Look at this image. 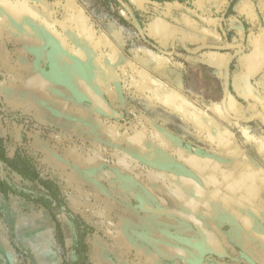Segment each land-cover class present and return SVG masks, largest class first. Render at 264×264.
<instances>
[{"label": "crops", "instance_id": "crops-1", "mask_svg": "<svg viewBox=\"0 0 264 264\" xmlns=\"http://www.w3.org/2000/svg\"><path fill=\"white\" fill-rule=\"evenodd\" d=\"M0 154V264H264V0H0Z\"/></svg>", "mask_w": 264, "mask_h": 264}, {"label": "water", "instance_id": "water-1", "mask_svg": "<svg viewBox=\"0 0 264 264\" xmlns=\"http://www.w3.org/2000/svg\"><path fill=\"white\" fill-rule=\"evenodd\" d=\"M75 72L69 73V80L71 85L82 98L88 100L94 107L107 114H112L113 110L108 101L97 91L92 84H90L86 78V73L80 69H76ZM150 83L157 84L153 78H150ZM138 198V197H137ZM136 205L141 208H145L148 211L157 214H168L177 219L187 222L191 225V229L194 231V235L190 236L186 233H167L165 232L163 237H146L147 243L156 249L161 255H165L169 259H173L184 264H198L200 259V253L204 251L216 254L224 255L223 245L219 241L216 233L209 228L199 217H197L192 211L177 209V208H165L154 207L142 198L141 196L136 199ZM214 264H219L215 263Z\"/></svg>", "mask_w": 264, "mask_h": 264}, {"label": "trees", "instance_id": "trees-1", "mask_svg": "<svg viewBox=\"0 0 264 264\" xmlns=\"http://www.w3.org/2000/svg\"><path fill=\"white\" fill-rule=\"evenodd\" d=\"M1 157H3L4 155L0 154Z\"/></svg>", "mask_w": 264, "mask_h": 264}]
</instances>
